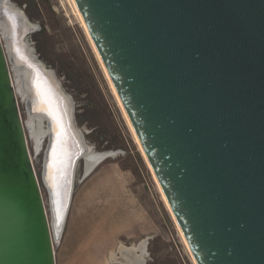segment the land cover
Wrapping results in <instances>:
<instances>
[{
	"label": "water",
	"instance_id": "95a60500",
	"mask_svg": "<svg viewBox=\"0 0 264 264\" xmlns=\"http://www.w3.org/2000/svg\"><path fill=\"white\" fill-rule=\"evenodd\" d=\"M75 2L197 264H264V0ZM0 264H57L1 35Z\"/></svg>",
	"mask_w": 264,
	"mask_h": 264
},
{
	"label": "rangeland",
	"instance_id": "374dc122",
	"mask_svg": "<svg viewBox=\"0 0 264 264\" xmlns=\"http://www.w3.org/2000/svg\"><path fill=\"white\" fill-rule=\"evenodd\" d=\"M10 1L36 26L27 35L30 47L56 73L72 97L75 122L87 144L97 152H116L86 177L84 160L78 162L67 218L60 238L54 241L56 263L122 264L112 261V253L119 256L120 246H137L146 240L145 264H195L69 0ZM18 101L30 155L52 221L51 203L43 182L47 143L44 140L42 149H35L26 100L20 92Z\"/></svg>",
	"mask_w": 264,
	"mask_h": 264
},
{
	"label": "bare ground",
	"instance_id": "6f19581e",
	"mask_svg": "<svg viewBox=\"0 0 264 264\" xmlns=\"http://www.w3.org/2000/svg\"><path fill=\"white\" fill-rule=\"evenodd\" d=\"M69 2L73 8L74 13L76 14L82 26L84 27L95 50L97 58L99 59L106 73V76L110 81L111 87L122 109V112L125 115L133 131L134 137L138 142L144 157L150 164L144 152L142 144L134 130V127L133 125H131L132 123L123 106L121 98L110 78L108 70L104 65V62L96 48V45H94L95 43H93L94 41L90 36L88 27L85 21H83L84 19H82V15H80L81 13L78 9V6L75 0H69ZM9 17H11V19ZM34 27V25L28 23V19L26 18V16H24L20 12V10L16 9V7L11 3L10 0H0V35L8 52V59L10 62L11 71L14 72L13 70H15L16 75L18 76V89L16 87V76L13 78L17 94L20 92V95H22V99L24 100L25 97L26 100L25 108L28 117H30L29 127L31 135L36 143L35 149L37 147L38 151H40L43 146V141L46 140L47 143L51 134L50 124L52 123L53 119L52 116L49 115L51 106L42 101V98L37 94L34 85V81L38 78L39 75L37 73L38 71L43 72H41L42 76H39L42 82V86L51 91V94L55 100L54 106L58 109L61 118L60 126H58L57 123L54 121L56 129L59 132L61 131L60 137L62 139V142L58 145L53 155V160L56 159L54 161H58L60 162V164L52 162L49 166V163L47 162L49 161V159L47 158V160H44L43 166V182L48 191L51 203L50 207L52 211V221L50 220L49 213L48 216L50 220L53 240L55 241L56 239L60 238L67 218L70 206L69 203L71 193L75 184V172L78 165L77 161L79 157L82 156V159L84 160V177H86L88 176L87 174L89 173V171L95 165H97L101 160H103L107 156L114 155L116 152L113 150L97 152L94 148L87 144L83 133L79 130L74 120V103L68 94L66 95L61 90H59L60 83L58 82L55 74L51 71H43L44 67L42 66L41 71H36L34 69L33 62L31 60H33L32 57H35V55L25 38L27 34L32 31V29H34ZM71 164L72 167L70 168ZM55 168L57 170V173L51 174V170ZM154 175L157 182L159 183L155 172ZM163 196L167 207L171 210L172 216L185 241L186 238L184 234H182L183 232H181V228H179L180 226L177 223V220L174 216V213L167 198L165 197V194ZM146 245V240L142 241L137 246L127 247L122 245L119 248V256H117L116 253H112L111 259L112 261L118 263L120 262L122 264H145L144 256L146 254ZM192 257L194 263L197 264L193 255Z\"/></svg>",
	"mask_w": 264,
	"mask_h": 264
},
{
	"label": "snow or ice",
	"instance_id": "6c2138e0",
	"mask_svg": "<svg viewBox=\"0 0 264 264\" xmlns=\"http://www.w3.org/2000/svg\"><path fill=\"white\" fill-rule=\"evenodd\" d=\"M9 18L11 19V17H9ZM34 85H35L37 94L39 96H41L42 101L51 106L50 111H49V115H51L53 120L57 123V125L60 126L61 118H60L58 109L54 106L55 100L51 94V91L42 86V82H41L39 77L34 81Z\"/></svg>",
	"mask_w": 264,
	"mask_h": 264
}]
</instances>
